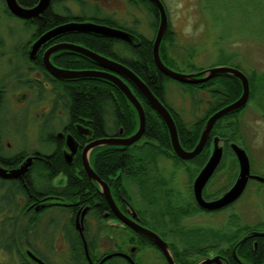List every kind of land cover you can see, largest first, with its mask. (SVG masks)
Here are the masks:
<instances>
[{
    "label": "flooded vegetation",
    "instance_id": "flooded-vegetation-1",
    "mask_svg": "<svg viewBox=\"0 0 264 264\" xmlns=\"http://www.w3.org/2000/svg\"><path fill=\"white\" fill-rule=\"evenodd\" d=\"M16 1L26 8L33 7L39 2V0ZM104 1L110 3L108 0H49L50 4L46 9L31 18L25 19L11 14L6 7V0H0V3H2V5L4 4L3 6L5 7V9H3L4 13L14 17L20 22L17 32L26 34L24 39L19 41V50H16L19 52L20 62H17L15 60L16 58L14 59L16 62H13L11 57L8 59V63L12 68H10L12 72L9 71V75L13 74L16 79V86L13 87V90L17 87H25L35 92V95L31 94L28 104L30 106L41 104L44 108L41 113H33V117L26 107L18 109L24 110L25 116L23 114L20 117L18 110L15 113H8L7 110H5V106L8 102L5 84L8 81V77H6V73L0 74V114L2 115L3 113L2 122H4V126L0 127V165L3 168L11 169L20 166L28 157L32 159L28 170L17 178L0 177L2 180L17 181L21 187L27 189V197L21 195L16 196L15 204L17 205L16 208L20 207L22 215H25L27 212L29 213L28 221L31 220L33 225L30 239L25 241H14L15 248L14 251H12V255L7 254V252L0 248V250L8 255L6 263L130 264L127 257L120 255H114L101 262L102 258L109 254L124 253L133 260L134 264H170L169 257L172 259L173 264H264V222H261L260 219L257 220L256 223L253 222L251 225H249V223L245 225L243 224V218L240 214L232 213L231 216L233 218H225L221 225L196 226L193 224L186 225L185 223H181L182 220L187 218L190 219V217L195 218L196 215L200 213L212 215L214 212L227 211L226 209L233 207L239 200L241 201L246 187L251 181H257L262 184L264 182L251 178L248 179L242 194L237 199L226 206L213 210L201 208L197 204L192 191L193 203L192 205H188L189 209H175V230L170 228L173 226L171 223L167 222L165 225L157 224L158 222L155 221L152 215L151 210L153 209H150L147 204V198L145 199L146 205L141 208V211H137L134 207L133 209L132 204L128 202L122 207L115 202L110 186L107 184L109 192L121 214L157 234L166 243L167 256L166 252L150 236L136 232L128 225L124 224L111 209L101 192L99 184L87 176L82 163L83 147L95 139L116 137L119 136L120 133L122 135V132L120 131L113 135L94 137V129L84 124L83 117L80 114L77 115L76 113L77 116L73 118L67 106L72 97L70 95L67 96L65 92L76 88V99H78V101L82 99V91L80 89L81 81H78V79L82 77H57L46 68L43 60L44 52L49 47L58 43H70L85 47L83 44L75 41L72 38V34L70 35V33L79 32L60 33L51 37L49 40H46L33 55H30V48L37 38L53 27L69 22L84 21V15L74 12L75 10L68 5V3H75L76 6L83 5V3H94L98 4L100 8H103V5L100 3H106ZM125 1H127L126 3H147L143 0ZM149 2L153 3L150 0ZM137 7L139 8L140 6ZM52 20L56 24L47 28L49 21ZM7 27L10 28L9 32L11 34L16 32L15 27L11 28L9 25ZM125 30L128 31V29ZM155 33L156 32H154L153 35L154 38ZM134 36L136 37V35ZM125 42L135 46L138 45L133 43V40L131 42ZM0 44L4 45L2 37L0 38ZM63 51L72 54H69L70 56H68V54H63L61 56L62 59L69 57V60H71L73 55L76 54L79 56H76L75 60L79 61L81 59L80 56H85L79 52L68 49H61L53 52L50 55V61L57 68L71 71H109L101 66L78 68L57 64L56 61H53L52 57L64 53ZM13 54L15 53L13 52ZM3 55L4 52L0 51V56ZM103 56L113 59L107 55ZM113 60L118 61L116 59ZM29 75L32 76L27 78ZM116 75L129 86L131 82L127 78L119 74ZM17 100L20 101V103H24L28 100V96L26 93H22L17 97ZM32 121L36 122L34 131L35 141L30 147L25 143ZM2 122H0L1 125ZM11 127H13L14 131L18 134L20 143L24 144L22 147H15L16 144L10 138V136H12L11 133H13ZM38 135L39 137H37ZM68 136L73 138L74 149H72L73 145L67 142ZM100 146L104 145L95 146L88 151V159L95 173L96 171L90 160L91 151ZM224 153L225 148L223 146V155ZM16 154L19 156H16ZM175 156L178 157L176 154ZM16 157H21L20 161L17 163L13 162V159ZM167 158L178 163L173 157ZM238 170L239 167L237 162L236 177ZM250 173L258 175L254 173L251 168ZM83 174L98 190L96 192L94 191L93 194L99 195L100 193L107 204H103L97 199L94 201H87L89 198H85L87 197H84L85 192L81 194L80 189L77 191L78 199L75 202L67 199L65 186L69 176L75 177L77 183H82L84 180ZM233 182L234 181H232L230 186L233 185ZM207 183L202 189L203 198L207 201L219 198L222 193H216L211 196L205 192ZM88 192L90 194V191L86 190V194H88ZM256 194L259 193L252 192L249 197L253 199ZM84 200L86 201L84 202ZM195 204L199 206L201 210H196ZM69 205L73 206L71 210L74 212L71 214L73 219L72 227L80 240L68 239L65 225H59L58 228L53 229L49 223L51 216L55 215L64 216L63 220H65L68 214L67 206ZM255 208L258 210V207ZM134 213L135 215L133 216ZM81 215H83L82 235L85 240H83L75 225L76 216L80 219ZM99 215L103 217L102 221L98 219ZM161 215L165 218L169 214L163 213ZM254 218L255 215L252 216L253 221ZM249 219L252 220L251 218ZM20 223L21 222L15 224L16 228L20 226ZM29 227L32 226L29 224ZM133 232L141 234V238L137 239V237H135L136 239H133ZM245 236L246 238H244Z\"/></svg>",
    "mask_w": 264,
    "mask_h": 264
},
{
    "label": "rangeland",
    "instance_id": "rangeland-1",
    "mask_svg": "<svg viewBox=\"0 0 264 264\" xmlns=\"http://www.w3.org/2000/svg\"><path fill=\"white\" fill-rule=\"evenodd\" d=\"M108 1L110 3L106 1H104L106 3H100L103 8L94 3H83L79 6H76L75 3H68V5L75 10L74 12L83 14L84 21L110 18L112 22L110 26L132 30L146 37L154 35L150 26L151 18L147 16L144 6L141 5L136 9L125 0ZM162 2L167 13V26L175 33L173 44L167 46L168 53L175 63L170 64V68L179 73H193L199 69L221 65L217 63H224L240 69L246 75L252 72L264 73V0H162ZM3 5L0 3V38L2 37L4 40V45L0 44V51L4 52V55L0 56V74L6 73V77H8L5 84L8 100L5 110L8 113H15L18 109L26 107L33 117L36 112L41 113L44 110L41 104L36 106L28 104L31 94L35 95V92L25 87H17L13 90V87L16 86V79L13 74L9 75V71L12 72V70H10L8 59L11 57L13 62H20L19 52L16 50H19V41L23 40L26 34L17 32L20 22L14 17L6 15ZM8 25L11 28L15 27L14 34L9 32ZM116 48L120 49L121 56L128 55V52L122 49V43L118 44ZM31 76L29 75L27 78ZM199 91L201 89H185L181 83L167 79L164 82V101L169 106L168 108L179 113L183 121L193 122L203 115L208 107L207 101L210 100L209 92ZM22 93H26L28 96V100L24 103L17 100V97ZM199 99L200 103L198 104ZM18 111L20 117L23 114L25 116L24 110ZM2 121L3 113L0 114V122ZM238 122L239 130L236 138L228 142L229 144L236 143L242 147L247 153L252 171L264 177V92H257L253 96L239 114ZM35 123L33 121L30 123L25 143L30 147L35 141ZM1 126H4V122L2 125L0 123ZM11 130L13 133L10 138L16 144L15 147H22L24 144L20 143L18 134L13 127ZM212 139L213 137L211 141ZM222 156L219 166L205 187V192L211 196L216 193L223 194L232 186H230L232 181L236 180L237 159L235 155L225 149ZM175 162L167 157H158L149 166L153 175L150 178L149 173V179L160 176L168 178V180L161 187L160 182H152L151 190L145 194L157 201L152 207L148 204L150 209L171 214L173 226L170 228L173 230H175L174 211L178 208L188 210V205H192L193 181L204 165L197 168L196 164L192 162ZM128 188L131 192L133 205L143 208L146 202L139 195L137 183L129 182ZM252 192L259 194L251 199L249 195ZM255 207H258V210ZM226 210L214 212L212 215L200 213L195 218L190 217V219L182 220L181 223L196 226L221 225L225 218H233L232 213L240 214L245 225L256 223L259 219L264 222V183L251 181L246 187L241 201L239 200L233 207ZM253 215H255L254 221ZM169 217V215L166 216L167 219ZM7 256L0 250V264H7Z\"/></svg>",
    "mask_w": 264,
    "mask_h": 264
},
{
    "label": "trees",
    "instance_id": "trees-1",
    "mask_svg": "<svg viewBox=\"0 0 264 264\" xmlns=\"http://www.w3.org/2000/svg\"><path fill=\"white\" fill-rule=\"evenodd\" d=\"M143 1L147 3L130 4L136 9L138 8L137 6H144L147 10V16L151 18L150 26L154 33L156 32L159 21L157 9L155 4L150 3L149 0ZM94 22L112 25L111 20L108 18H101ZM55 24L53 20L49 21L47 28ZM128 31L136 34L133 43L138 44L137 46L127 44L125 41L116 38L91 33L79 32L70 33V35L72 34V38L85 47L121 61L129 66L147 84L151 91L169 107L164 101V82L171 78L159 71L154 64L152 56L154 36L147 38L135 31ZM174 36V31L171 30L170 27H167L159 46L160 57L168 67H171L170 64H175L167 50V46L173 44ZM120 43H122V49L128 51V55L125 57L121 56L120 49L116 48ZM63 52L64 53L52 57L53 61H56L57 64L78 68L100 66L97 62L86 56H80L81 59L76 61L75 57L79 56L76 54L73 55L71 60H69V57L62 59L61 56L63 54H68V56L72 54L65 51ZM199 70L201 71L203 69ZM247 78L250 87L248 103L257 92H264V73L252 72L251 74H247ZM78 81H81L80 89L82 91V99L79 101L76 99V88L65 92L67 96L70 95L72 97L67 105L68 111L73 118L80 114L83 117L84 124L94 129V137L113 135L120 131L122 132L121 136H129L136 131L138 127L136 110L115 84L98 77L79 78ZM181 84L185 89L194 90L198 88L201 89L199 92L206 91L210 94V100L207 101V109L202 116L196 118L193 122L187 123L183 121L177 111L169 108L176 124L181 146L184 149L191 150L199 139L207 117L219 108L236 100L241 93L242 85L236 76L228 73L216 74L208 80L197 84ZM129 87L142 104L145 112L146 124L143 135L137 141L128 145H104L96 147L91 151L90 160L99 177L110 186L115 202L122 207L128 202L132 204V208L134 207L137 211H141L140 207H137V205L135 207L132 203V196L128 188V183L131 181L136 182L140 191L139 195H141L144 200L147 198V204L152 207L157 201L145 196V194H148L151 190V183L158 181L161 187L167 182L166 180H168V178H162L160 176L158 178L149 179V173L150 178L153 176L152 171L149 170V166L153 164L158 157H173L174 160L177 159V161L182 163L192 162L199 168L208 159L211 138L214 136H219L223 141L226 151L232 154L228 141L236 138L239 130L238 116L245 109L247 103L243 107L231 111L217 119L202 151L192 159L186 160L175 156L170 143L167 127L162 119L148 105L144 97L133 84L130 83ZM199 103L200 99L198 100V104ZM16 156L19 155L16 154ZM20 159L21 157H16L13 159V162L17 163ZM83 176L84 180L82 183H77L75 177L69 176L65 186L67 199L75 202L78 199L77 191L80 189V193L82 194L85 192L84 197L87 196L85 198H89L87 201H94L97 199L99 202L107 204L100 193L99 195L93 194L94 191L96 192L98 190L84 174ZM26 190L27 189L21 187L17 181L0 179V248L9 255H12V251H14V241H25L31 238L33 225L31 220L28 221L29 213L27 212L25 215H22L20 207L16 208L17 205L15 204L16 196L21 195L27 197ZM86 190L90 191V194L88 192L89 196L86 194ZM85 201L86 200H84V202ZM72 207L71 205L67 206L68 214L65 220H63L64 216L55 215L51 216L49 223L53 229L58 228L59 225H65L67 238L70 240H80L72 227L73 219L71 214L74 213L71 210ZM195 209L201 210L196 204ZM151 211L153 218L158 222L157 224L165 225L167 222H172L171 214H169L170 217L166 219V217H162L163 215L161 214L163 213H161V211L156 212L154 209ZM98 219L102 221L103 217L99 215ZM173 219H175V216ZM18 222L21 223L20 226L16 228L15 224ZM29 224L32 227H29ZM133 234V239H136L135 237H137V239L141 238V234L136 232H133Z\"/></svg>",
    "mask_w": 264,
    "mask_h": 264
},
{
    "label": "water",
    "instance_id": "water-1",
    "mask_svg": "<svg viewBox=\"0 0 264 264\" xmlns=\"http://www.w3.org/2000/svg\"><path fill=\"white\" fill-rule=\"evenodd\" d=\"M155 4V7L158 12V26L155 33V38L152 44V56L155 66L159 71H161L164 75L170 77L171 79L181 82V83H187V84H197L204 82L208 80L209 78L213 77L216 74L220 73H228L236 76L242 85V92L240 96L234 100L233 102L219 108L218 110L214 111L210 116L207 117L204 126L202 128V131L200 133L199 139L191 150L184 149L178 138V132L176 128L175 121L173 119V116L169 110V108L160 100L153 91L147 86V84L128 66L125 64L115 61L113 59H109L103 55H100L86 47L70 44V43H58L51 47H49L45 52L43 56V60L45 63L46 68L55 76L57 77H63V78H69V77H82V76H97L104 79L109 80L110 82L114 83L121 92L125 95V97L129 100V102L132 104L134 109L136 110L137 116H138V127L136 131L131 134L128 137H122L119 136L116 137H103L99 139H95L94 141H91L90 143H87L82 150V163L83 167L85 169V172L87 173V176L90 179H93L96 181L100 188L101 192L103 193L104 197L106 198L107 202L109 203L111 209L114 211L115 215L124 222V224L128 225L131 229H133L136 232L147 234L150 236L153 240H155L158 245L166 252L167 256L168 253L166 251V243L154 232H151L150 230L142 227L137 222L125 217L119 209L117 208L110 192L109 188L104 182L92 169L89 159H88V151L99 145H128L135 141H137L142 135L145 130V112L143 109L142 104L138 100V98L134 95V93L131 91L130 87L116 74L122 75L125 78H127L139 91V93L144 97L148 105L157 113V115L162 119V121L165 123L169 137H170V143L172 146V149L174 153L181 159H192L196 155H198L202 149L204 148V145L206 141L208 140V137L210 135V131L212 130L215 122L217 119H219L221 116L234 111L236 109H239L243 107L249 98L250 90H249V82L246 74L242 72L241 70L228 66V65H217L213 67H209L207 69H203L201 71L193 72V73H179L172 68L168 67L161 59L159 54V46L160 42L163 38V35L167 29L168 25V19H167V13L165 6L161 0H150ZM6 7L9 10V12L17 17L20 18H31L32 16H35L42 12L44 9L48 7L49 0H40L37 4H35L33 7L26 8L23 7L21 4L17 3L16 0H6ZM66 32H82V33H91L95 35H102L105 37L110 38H116L119 40L131 42L135 39V36L122 28L113 27L106 24H101L93 21H80V22H69L66 24H61L56 27H53L52 29L46 31L43 33L39 38H37L30 48V55H33L36 50L46 41L49 40L51 37H54L60 33H66ZM61 49H69L72 51L79 52L95 62H97L101 67H104L105 69L111 71H97V70H80V71H71V70H63L60 68L55 67L51 61H50V54L53 52H56ZM73 138L71 136L67 137L68 144H73ZM223 141L220 139L219 136H214L212 139V151L205 162V164L202 166V168L199 170L197 175L194 178L192 189L194 198L197 202V204L203 208V209H219L223 206H226L227 204L233 202L235 199H237L243 192L248 179H256L258 181L264 182V177L260 175H255L250 173V162L249 158L247 156V153L245 150L237 145L236 143L231 142L229 144L231 150L233 151L237 162H238V174L236 177V180L234 181L233 185L224 192L219 198L211 201H207L202 196V189L207 183V181L210 179L212 174L214 173L215 169L217 168L218 164L220 163V160L223 155ZM31 157H28L24 160V162L16 167L11 169L3 168L0 165V177L3 178H17L24 172L28 170V167L31 164ZM135 213L133 214V216ZM82 216L80 219L78 216L75 218V225L76 228L79 230L83 240L84 237L82 235L83 225H82ZM255 234H263V233H255ZM246 238V236L244 237ZM243 238V239H244ZM242 239V240H243ZM241 240V241H242ZM114 255H120L125 256L129 259L130 264H134L133 260L130 259L127 255L124 253H112L104 258H102L101 262L104 261L107 258H110ZM170 264H173L172 259L169 257Z\"/></svg>",
    "mask_w": 264,
    "mask_h": 264
},
{
    "label": "bare ground",
    "instance_id": "bare-ground-1",
    "mask_svg": "<svg viewBox=\"0 0 264 264\" xmlns=\"http://www.w3.org/2000/svg\"><path fill=\"white\" fill-rule=\"evenodd\" d=\"M40 1V0H39ZM69 50V49H68ZM72 51V50H71ZM51 55V54H50ZM85 77H97V76H82V78H85ZM98 78H101V77H98ZM104 79V78H103ZM107 80V79H106ZM196 145V144H195ZM224 146V144H222ZM194 148V147H193ZM212 148L213 146H210V153L212 151ZM233 152V151H232ZM234 154V153H233ZM210 155V154H209ZM209 157V156H208ZM207 161V160H206ZM205 164V163H204Z\"/></svg>",
    "mask_w": 264,
    "mask_h": 264
}]
</instances>
